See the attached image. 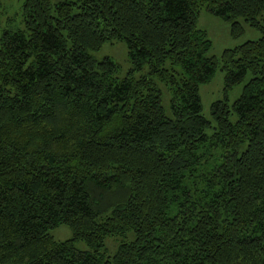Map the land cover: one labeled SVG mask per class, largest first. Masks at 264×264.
<instances>
[{"label":"trees","instance_id":"obj_1","mask_svg":"<svg viewBox=\"0 0 264 264\" xmlns=\"http://www.w3.org/2000/svg\"><path fill=\"white\" fill-rule=\"evenodd\" d=\"M201 10L261 35L222 54L225 90L250 79L212 122ZM22 15L0 38V264H264V0H25ZM115 42L121 80L89 55ZM128 232L110 257L104 240Z\"/></svg>","mask_w":264,"mask_h":264},{"label":"rangeland","instance_id":"obj_2","mask_svg":"<svg viewBox=\"0 0 264 264\" xmlns=\"http://www.w3.org/2000/svg\"><path fill=\"white\" fill-rule=\"evenodd\" d=\"M66 0H50L52 6H55ZM72 1V0H69ZM25 0H0V38L5 31L17 32L23 31V5ZM78 12L77 10L75 11ZM242 27V34L237 37L231 35V24L220 18L208 14L205 10H201L197 18V29L203 31L206 39L211 43V48L207 53V58H214L219 62V69L216 71L213 79L199 87V97L202 106V116L212 122L211 104L217 101L227 100L231 106L241 95L243 87L250 79V75L245 80L233 87L231 90H225V73L222 71L221 57L227 50H232L248 41H256L261 35L259 31L251 28L242 19L236 20ZM89 55L96 61L101 62L103 59H110L116 65L118 79L125 78L131 65L128 58L127 47L124 42L105 43L98 51H89ZM179 71L180 69L177 68ZM147 72V67L141 73L136 74L139 77ZM158 89L161 92V105L166 117L172 118L171 113V96L168 89L162 83L155 80ZM210 134V132H209ZM49 235L55 241L65 242L72 238V233L67 226H59L49 231ZM126 238H106L104 240V249L110 257H114L118 246L122 240L130 242L134 241V234L128 232ZM75 247L80 251H88V247L84 242H78Z\"/></svg>","mask_w":264,"mask_h":264}]
</instances>
